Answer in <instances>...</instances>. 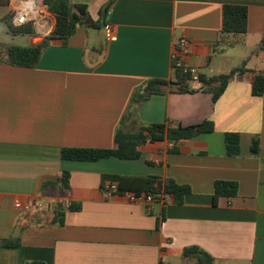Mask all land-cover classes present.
Returning <instances> with one entry per match:
<instances>
[{"label":"crops","instance_id":"0c3cea01","mask_svg":"<svg viewBox=\"0 0 264 264\" xmlns=\"http://www.w3.org/2000/svg\"><path fill=\"white\" fill-rule=\"evenodd\" d=\"M110 1L71 0L102 21L101 28L79 26L65 43L51 40L37 66L0 62V242H20L0 245V264H199L183 256L191 247L214 264H264V95L252 93L255 77L264 74V0H115L103 20L100 11ZM18 4L0 0V26L8 29L5 21ZM226 4L248 7L245 35L220 38ZM107 21L114 41L104 36ZM35 29V36L8 31L1 52L12 44H40L53 31ZM184 38L188 47L180 44ZM174 59L208 78L244 64L246 70L217 102L194 77L192 92L171 86L134 102L149 81L174 80ZM206 120L214 123L212 133L144 144L139 160L62 159L64 148H113L119 129ZM230 132L240 135L234 157L226 153ZM257 136L260 153L254 155ZM64 172L70 173L64 194L44 189ZM106 175L172 179L191 192L182 203L162 195L147 207L106 195ZM216 181L236 182L238 194L215 201ZM44 199L56 202L41 211L35 203Z\"/></svg>","mask_w":264,"mask_h":264},{"label":"trees","instance_id":"16d2710c","mask_svg":"<svg viewBox=\"0 0 264 264\" xmlns=\"http://www.w3.org/2000/svg\"><path fill=\"white\" fill-rule=\"evenodd\" d=\"M51 14L56 19V25L44 41L37 45L22 46L12 44L6 49V57L0 62L6 64L33 68L38 65L43 51L50 45V41L60 39L64 43L73 36L79 26L90 28H101L102 21L94 22L85 6L76 5L71 0H44ZM115 0H111L101 11L102 19L108 17V12ZM249 10L245 5L226 4L223 7V28L220 34L222 40L228 35H245L248 31ZM8 31L12 36H35L36 29L33 23H28L21 27H15L11 18L6 19ZM260 49L264 52V40L260 43ZM1 52V51H0ZM177 59H174V80H152L149 81L142 94L136 92L134 102L148 100L151 96L162 94L168 87L177 86L180 93L192 92L188 89L189 82L193 79L191 73H184L182 69L176 67ZM245 64L238 69L232 70L229 74L206 77L200 75L199 82L202 84L200 90L211 91L213 101L217 102L226 91L229 83L236 73L245 72ZM252 93L256 97L264 95V74L257 75L252 82ZM214 123L206 120L200 124L192 126H179L170 128L165 124L153 123L143 125L136 132H127L119 129L115 136V146L110 149L91 148H64L62 159L68 161L97 162L102 159L116 157L121 160H139L141 158L140 147L147 143L168 141L177 143L181 140H191L200 135L212 133ZM226 153L230 157L240 154V135L238 133H226L225 135ZM176 151V149H173ZM252 153H260V138L254 137L251 147ZM70 173L64 172L62 178L57 182L44 184V189H51L54 193L64 194L69 189ZM108 180L116 181L119 184V194L126 192L153 195H169L174 198L176 204L182 203L183 198L190 194L191 188L187 185H180L172 179L162 180L158 177H129L120 175H106L103 177L104 183ZM214 200L219 197H235L238 194V184L232 181H216L214 185ZM73 210V206H70ZM64 215L59 210L56 217L61 219ZM63 220H60L62 223ZM3 247L16 248L20 245L18 240H3L0 242ZM183 256L194 257L199 264H214V259L206 252L197 247L185 249ZM42 264V263H32Z\"/></svg>","mask_w":264,"mask_h":264},{"label":"built area","instance_id":"2783aa9c","mask_svg":"<svg viewBox=\"0 0 264 264\" xmlns=\"http://www.w3.org/2000/svg\"><path fill=\"white\" fill-rule=\"evenodd\" d=\"M109 14L110 11L108 12V16ZM12 23L15 27H21L28 23H33L40 32L49 34L55 25V20L44 0H19L18 7L12 16ZM103 31L104 36L108 41L116 40V34L111 22L107 21L104 24ZM180 44L183 47H188L190 42L184 38L180 40ZM176 67L182 69L184 73H191L195 79H198L199 77L195 70L185 66L181 61H177ZM118 190V182L108 180L104 183L103 191L106 195L112 196L119 194ZM122 195L126 196L130 202L145 204L147 207L151 206L156 200H162L163 198L161 194L137 195L135 193L126 192ZM54 202H56L54 199H44L42 201H37L35 207L42 211L49 208Z\"/></svg>","mask_w":264,"mask_h":264},{"label":"rangeland","instance_id":"374dc122","mask_svg":"<svg viewBox=\"0 0 264 264\" xmlns=\"http://www.w3.org/2000/svg\"><path fill=\"white\" fill-rule=\"evenodd\" d=\"M8 33V29H7V27H5V26H0V40H2V38L5 36V34H7ZM22 41H24V40H22V39H20L18 42L19 43H21ZM1 51V50H0ZM5 51H3V52H0V59H2V58H5Z\"/></svg>","mask_w":264,"mask_h":264}]
</instances>
